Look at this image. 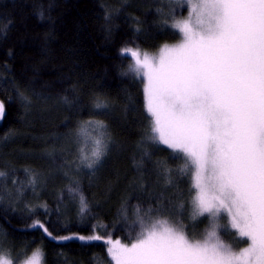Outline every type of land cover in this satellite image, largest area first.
<instances>
[{
	"label": "trees",
	"instance_id": "trees-1",
	"mask_svg": "<svg viewBox=\"0 0 264 264\" xmlns=\"http://www.w3.org/2000/svg\"><path fill=\"white\" fill-rule=\"evenodd\" d=\"M145 1L0 0V256L14 264L36 249L43 264H110L107 239L129 243L137 207L172 219L183 203L187 230L207 223L187 218L184 161L148 139L144 83L122 55L180 38L162 35L169 29ZM90 121L106 126L105 155L73 170L82 152L64 148ZM37 220L73 238L53 240L31 227ZM92 235L102 239L76 238Z\"/></svg>",
	"mask_w": 264,
	"mask_h": 264
},
{
	"label": "snow or ice",
	"instance_id": "snow-or-ice-1",
	"mask_svg": "<svg viewBox=\"0 0 264 264\" xmlns=\"http://www.w3.org/2000/svg\"><path fill=\"white\" fill-rule=\"evenodd\" d=\"M176 2L189 13L176 19L173 9L169 16L179 44L164 45L158 56L131 48L122 55L132 59L130 71L144 83L148 139L184 161L179 172L190 181L187 218L203 217L208 227L203 239H192L181 218L183 203L171 220L137 207L139 229L129 243L107 241L110 264H264V0ZM4 113L0 102V119ZM88 128L97 135L90 155L82 150L81 158L92 168L105 155L107 129L90 121L79 135L89 136ZM31 227L53 240L73 238L54 236L38 220ZM221 230L231 233L236 247L221 240ZM43 255L36 249L24 264H40ZM0 264L13 262L0 256Z\"/></svg>",
	"mask_w": 264,
	"mask_h": 264
},
{
	"label": "rangeland",
	"instance_id": "rangeland-1",
	"mask_svg": "<svg viewBox=\"0 0 264 264\" xmlns=\"http://www.w3.org/2000/svg\"><path fill=\"white\" fill-rule=\"evenodd\" d=\"M144 4H145L146 7H154V10L156 9L157 16L160 15V17L163 19V20L161 19V23L158 22V21L157 22L160 23L161 26H164L165 28L169 29V31L167 30V31H165L162 34L164 37H166V35H167L168 36L167 39L171 36V32H172V36L177 34L176 30H174L172 27H170V25L173 22L171 19H169V16L173 14L172 10L173 9L175 10L174 11V15H175L176 19H180V20L186 19L188 17V15H189L187 6L183 5V4H178L176 2V0H146L144 2ZM165 20L168 21L167 25L164 23ZM151 27L153 28L154 25L151 24ZM170 30H171V32H170ZM153 33L154 32L151 31V30L148 31L149 35H151ZM180 42H181V36L176 41L173 40V41H166V42L162 43L157 49L144 48L142 51L140 49L139 50L141 52H147L149 54V56H158L160 49L164 45H168L169 47H173V46L179 44ZM134 50H137V49H134ZM1 120L2 119H0V121ZM87 125L88 124H86V126ZM88 132H89V136H81V135H79V132H77L71 138V143H70L71 145H68L69 146L68 148L66 146V148H64V150H66L67 153H69L70 152V148H74V151L72 153V157L75 155L74 153H76L77 150H81V152L83 150V154L90 155V152H91V149H92L91 137H95L97 135V133L95 131H93L92 128H88ZM81 157H82V154L80 156L77 155L76 160H71L69 162L70 167L73 168V170H77L78 169L79 165H77V164H80V167L83 165V163H82L83 160H82ZM221 223H223V221H221ZM192 227H193L192 229L191 228L188 229V230L186 229L188 231L189 235L191 236V238L194 239V240H201V239H203V233L205 232V229L208 227V222L206 223L205 221H203V222L198 223V224H196V225H194ZM138 229H139V227H138ZM222 232H224V231L221 230L220 234H219L221 240L225 244H232L234 247H236L237 245L234 244V237L231 235V233L224 234ZM228 234H230L231 237H229ZM110 240L114 241L113 239H110ZM107 241H108V239H107ZM120 243H121V241H120ZM245 246H246L245 244H240L238 247L243 248ZM29 257H31V255ZM28 258H26V259H28ZM24 261H21L20 264H24ZM40 264H43V260L42 259L40 260Z\"/></svg>",
	"mask_w": 264,
	"mask_h": 264
},
{
	"label": "bare ground",
	"instance_id": "bare-ground-1",
	"mask_svg": "<svg viewBox=\"0 0 264 264\" xmlns=\"http://www.w3.org/2000/svg\"><path fill=\"white\" fill-rule=\"evenodd\" d=\"M67 146V148L69 147L68 145H66ZM71 149V148H70ZM66 151V150H65ZM67 152V151H66ZM71 152V151H70ZM72 153V152H71ZM71 153H69V154H71ZM29 172V173H28ZM27 173H28V175H27V177L29 176V177H32L33 176V174H34V171H28Z\"/></svg>",
	"mask_w": 264,
	"mask_h": 264
}]
</instances>
